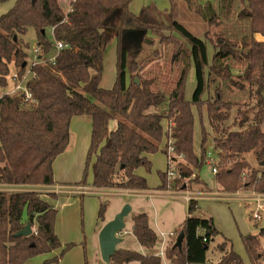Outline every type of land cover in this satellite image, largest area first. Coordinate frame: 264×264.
<instances>
[{"label": "trees", "instance_id": "16d2710c", "mask_svg": "<svg viewBox=\"0 0 264 264\" xmlns=\"http://www.w3.org/2000/svg\"><path fill=\"white\" fill-rule=\"evenodd\" d=\"M132 1L15 0L0 16V86H6L11 63L17 80L27 67L31 76L24 85L29 99L23 91L0 97V186H52V164L66 150L71 120L79 116L89 117L91 128L77 185L86 186L90 170L94 189L148 190L145 178L136 172H150L147 156L158 152L163 140L170 141L175 156H181L187 164L178 170L179 178H193L192 182L199 183L197 173L208 155L203 150L207 134L202 128L197 157L192 149L191 109L204 107L213 136L214 181L227 193L246 186L264 194V41L254 38H264V0H218L217 11L210 2L194 5L192 0H182L189 8L193 6L194 13L209 26L217 25L221 16L228 17L235 4L241 5L236 17L244 25L236 33L228 27L225 34H219L211 44V57L205 42L178 22L175 0H168L166 9L148 4L135 14L129 9ZM64 3L68 5L66 11ZM28 28L36 36L35 60L29 66L20 47ZM155 37L161 47L172 44L174 56L180 54L183 63L167 94L156 88L154 79L140 76L143 66L138 57L144 45H153ZM112 39L116 42V75L107 90L99 84L105 50ZM54 42L64 48L56 53ZM152 55L157 58L159 51ZM53 56L55 63L51 65ZM230 61L245 62L240 75H232ZM191 70L195 87L187 101L185 82ZM240 94L247 95V103L237 101ZM229 120L231 126L226 125ZM110 123H115L114 130H110ZM160 152L165 155L164 148ZM249 153L258 168L249 166L245 158ZM166 171L158 172V191L167 186ZM244 173L248 180L242 183ZM106 206L105 202L99 204V223H104ZM197 209V201L190 200L180 227L181 247L164 249L170 264H244L231 242L216 230L211 217L194 216ZM56 216L57 209L38 192L0 191V264H24L35 256L60 250L42 262L57 264L67 246L61 249L54 231ZM130 221L138 244L151 249L157 237L148 216L131 215ZM26 223L35 233L15 238L13 235ZM216 238H220L215 246L220 257L211 263L206 254ZM241 241L250 264H264V231L241 236ZM130 263L161 264V259L117 249L109 262Z\"/></svg>", "mask_w": 264, "mask_h": 264}, {"label": "rangeland", "instance_id": "374dc122", "mask_svg": "<svg viewBox=\"0 0 264 264\" xmlns=\"http://www.w3.org/2000/svg\"><path fill=\"white\" fill-rule=\"evenodd\" d=\"M14 1L15 0H8L0 2V16L5 14L12 7ZM175 2L178 7V22L191 34L205 42L209 57H211L213 53L211 44L216 40V37L219 34L226 32L228 27L231 29V32L236 33L239 31V26L244 25V23L237 20L236 17L237 9L241 7L240 4H235L231 8L230 15L228 17L223 19L221 16L217 25L209 26L194 13L193 6L189 8L182 0H175ZM192 2L194 5H203L205 2H210L216 11L218 10V0H192ZM157 3L158 4L155 6H157L160 10L166 9L169 6L168 1L166 0H157ZM63 8L65 11L67 10V3L63 4ZM165 34L167 35V33ZM46 35L49 39L51 38L48 30L46 31ZM149 37L148 39H150ZM21 40L22 44H20V47L26 54V62L29 66L30 63L35 60L34 48L36 44V36L34 30L32 28H28L26 35L21 37ZM153 41V45L143 46V50L138 57L139 62H141L143 66L140 76L144 79H154L156 82V88L167 94L174 87L181 71L183 65L181 55L177 54V56H174L175 52H173L172 44L161 47L158 45L156 37L153 38ZM115 50L116 42L112 39L105 50L102 77L99 84L102 89L108 90L112 88L115 81ZM154 51H159V56L157 58L152 55ZM228 64L233 76L240 75L245 68V62L243 61L240 63L230 61ZM9 69L10 73L6 77V86H0V97L3 94L12 95L20 92L17 87L19 85L18 81L14 80L13 75L16 74V69L13 67L12 63L9 65ZM30 77L31 76L28 73L27 67L25 74L20 80L21 88H24L26 81ZM194 87L195 82L193 72L191 70L187 73L186 77L184 90L185 100L189 101L191 99ZM225 96H227L226 93ZM246 96V94H240L237 101L239 103H247L248 99ZM202 98L204 100L205 95ZM191 111L194 121L192 137L193 153L197 157L200 155L201 130L204 128L207 135L203 143V150L212 156L213 136L208 126L205 109L204 107H201L200 109L192 107ZM231 122L232 121L229 120L226 125L231 126ZM163 123L164 128H166V123ZM69 132L70 141L68 149L70 153L73 147H75L74 144H76L79 140H82V136L79 134L80 129H74L73 126L70 128ZM165 144V140H163L160 150L162 148L165 149ZM160 150L151 157L150 172L145 173L143 169H139V172L145 175L147 185L151 189H155L160 184L158 172H165L167 169L166 156L162 154ZM78 155L77 160L73 165L74 168L67 176L71 182L77 179L80 180L83 173L82 171L84 170V168L77 166L81 163V159L83 163L85 155H81V153L79 157ZM245 158L251 168H258L252 153L247 154ZM215 160L211 157V165H202L199 170L200 182L195 183L192 182L193 178L186 180L178 178V170L187 164L181 156H175V160L169 165L175 170L174 178H171L169 181L166 179V188L164 190H159L158 193L155 192L156 194L162 195L160 197H145L142 195L134 197L129 196L132 194V191L129 192L120 189L104 190L98 193L91 186L92 176L90 170L88 171L86 186L91 188L90 192L92 193L85 195L72 196L63 194V196H60L61 193H53L42 186H30L24 188L0 186V191L8 193L21 190H32L38 192L43 199L47 200L60 197L59 200L53 202V205L57 209L54 231L61 243V249L67 246V250L64 252L57 264H104L100 257L97 235L101 227L105 224V220L113 219L123 202L131 206V214L135 215L144 213L148 216L150 228L154 231L157 237L155 245L151 248L152 251L149 252L152 255L159 256L161 264H170V262L165 258L164 249L175 245L177 236L181 232V226L178 229L177 227L183 222L187 211L186 201L184 199L183 201L179 198H172V196H188L190 199L196 200L198 209L194 213V216L200 218L212 217L217 230L225 235L229 241H231L233 250L239 254L244 264H250L241 241V236L245 234L258 235L261 229L264 231V203L262 204L263 211L259 213L260 220H254L253 215L255 213L256 206L255 202L252 201V195L254 194L253 189L246 188L245 186L244 188H239L235 192H224L218 184L212 180L213 174L211 172V168L213 167ZM61 177L63 178V175ZM247 180L248 174H242L241 182L243 183ZM172 181L175 182L172 183ZM176 182H179L183 189H179L180 187L177 186ZM75 186L79 185H74L73 187ZM146 194L151 195L150 192ZM101 202H105L107 204L104 214V223H99L97 221L98 207ZM128 219L130 218L126 219L127 228L131 223ZM254 222L257 223L255 227ZM32 229L33 231L35 230L34 228ZM171 233H174V235L168 236ZM160 234L164 235V238L161 237ZM119 237L123 238L122 247L127 248L129 251L144 254L149 250L141 247L132 233L128 235L125 234V232H121ZM219 241L220 238H216L214 239V242L210 243L206 254L208 262L216 263L218 261L220 253L215 246ZM117 249H122L119 244L116 247V250ZM59 252L60 250H57L50 254L35 256L26 261L24 264H42L44 260L52 258L54 255L59 254Z\"/></svg>", "mask_w": 264, "mask_h": 264}, {"label": "crops", "instance_id": "0c3cea01", "mask_svg": "<svg viewBox=\"0 0 264 264\" xmlns=\"http://www.w3.org/2000/svg\"><path fill=\"white\" fill-rule=\"evenodd\" d=\"M166 1H168V0H166ZM148 4H154V5H157L158 3H157V0H133L132 2H131V4L129 5V9H130V11L132 12V13H138L139 12V10L143 7V6H145V5H148ZM168 4H169V2H168ZM157 7V6H156ZM169 7V6H168ZM159 9V8H158ZM254 38H255V40L256 41H264V38L263 37H261V36H259V35H255L254 36ZM164 125V124H163ZM74 127V129H77L78 130V128L80 129V133L79 134H81V136H82V140H79L76 144H74V146L75 147H73V149H72V151L69 153V149H68V146H69V142H68V146H67V148H66V150L62 153V154H60L59 156H57L56 157V159L54 160V162H53V164H52V171H53V185L52 186H42V187H44V188H46V189H48L49 191H51V190H53L54 189V187H61V186H64V187H73L74 185H77V183H79V181L81 180H75V181H73V182H71V180L67 177L69 174H70V172L72 171V169L74 168V164H75V162H76V160H77V155H78V152H79V155H80V153H81V155H85V157H86V153H87V150H88V148H89V144H90V126H91V123H90V118L89 117H87V116H79V117H73L72 118V120H71V123H70V126H69V131H70V128L71 127ZM109 128H110V130H114L115 129V123H110V125H109ZM69 141H70V132H69ZM79 155H78V157H79ZM85 157H84V160H83V163H82V159H81V163L80 164H78V166L77 167H82V168H84L83 167V164H85ZM151 157H152V155H148L147 156V158L149 159V161L151 162ZM83 172V171H82ZM145 172V171H144ZM139 176H141V177H143V178H145V175H143V174H141L140 172H139V170H137V172H136ZM146 173V172H145ZM63 175V178L61 177ZM198 175H199V173H198ZM145 180H146V178H145ZM212 180L214 181V179H213V175H212ZM92 181V180H91ZM160 185V184H159ZM158 185V186H159ZM148 186V185H147ZM158 186L155 188V189H151L149 186H148V190H145V191H138V192H131V191H129V192H131L132 194L131 195H129V196H139V195H142V196H145V197H151V196H158V197H160V196H162V195H160V194H156V193H158V190H157V188H158ZM94 189V188H93ZM95 191H97L98 193H100V191H104V190H97V189H94ZM106 190H113V189H106ZM105 190V191H106ZM115 191V190H114ZM148 192H150L151 193V195H148V194H146V193H148ZM156 192V193H155ZM63 194H65V193H61L60 194V196H63ZM67 195H72V196H75V195H73V194H67ZM77 196V195H76ZM121 196H124V195H121ZM172 196V195H171ZM79 197H81V196H79ZM60 198V197H59ZM59 198L58 197H56V198H53L52 200H47V199H43V200H45L46 202H48V203H50L52 206H54L53 205V202L54 201H57V200H59ZM172 198H179V199H181V200H183L184 199V197H176V196H172ZM184 201V200H183ZM186 201V200H185ZM186 203L188 204V202L186 201ZM241 203V202H240ZM242 204V203H241ZM123 205H125V203L123 202L121 205H120V207H119V209L117 210V212H116V214L121 210V208L123 207ZM243 205V204H242ZM244 206V205H243ZM55 207V206H54ZM130 208H131V206H130ZM132 213V209H131V211H130V213H129V215L124 219V223H125V228H124V231L123 232H125V234H130V233H132L131 232V230H132V223H130V226H128V228H127V226H126V219L127 218H130V216L131 215H134V214H131ZM135 215H137V214H135ZM186 216H187V211H186ZM186 216H185V218H184V220L186 219ZM212 218V217H211ZM128 220H130V219H128ZM184 220H183V222H184ZM212 220H213V218H212ZM107 221H110V220H105V223L107 222ZM131 222V221H130ZM182 222V223H183ZM181 223V224H182ZM213 223H214V226H215V222H214V220H213ZM181 224H179L178 225V227H177V229L181 226ZM256 224L257 223H255L254 222V227L256 226ZM150 226V225H149ZM215 228H216V226H215ZM216 230H217V228H216ZM176 231V230H175ZM218 231V230H217ZM260 231H262V229L260 230ZM224 238H226V236L225 235H223L220 231H218ZM57 235V234H56ZM245 235H251V234H245ZM257 235V234H256ZM244 236V235H243ZM227 239V238H226ZM227 240H229V239H227ZM231 242V241H230ZM122 244H123V238H121V243L119 244L120 246H121V248L123 249V250H127V248H124V247H122ZM149 251H152L151 249H149L146 253H144L143 255H152V254H150V252ZM235 252V251H234ZM148 253V254H147ZM236 253V252H235ZM236 254H238V253H236ZM239 255V254H238ZM54 256H56V255H54ZM131 264V263H130Z\"/></svg>", "mask_w": 264, "mask_h": 264}, {"label": "water", "instance_id": "95a60500", "mask_svg": "<svg viewBox=\"0 0 264 264\" xmlns=\"http://www.w3.org/2000/svg\"><path fill=\"white\" fill-rule=\"evenodd\" d=\"M135 82H137L135 80ZM131 208L128 204L123 205L121 210L111 219L107 221L99 230L97 239L101 260L104 264H109L110 258L116 252V247L121 243L119 234L124 231L125 223L124 219L129 215ZM32 234V228L30 223H26L25 226L15 233L13 236L17 237H28ZM183 240V233L180 232L177 236L175 246L181 247Z\"/></svg>", "mask_w": 264, "mask_h": 264}, {"label": "built area", "instance_id": "2783aa9c", "mask_svg": "<svg viewBox=\"0 0 264 264\" xmlns=\"http://www.w3.org/2000/svg\"><path fill=\"white\" fill-rule=\"evenodd\" d=\"M64 48V46H62V44L58 43V42H54V50L55 52H59L60 50H62ZM36 52V50H34V53ZM56 56V55H55ZM55 56L51 57L49 59V62L51 65H54L55 63ZM14 76V80H17V77H16V74L13 75ZM18 81V89L19 91H23L26 95V98L29 99L30 98V95L24 90V88H21L20 87V80H17ZM165 131L168 132L167 130V126H166V129ZM165 156H166V159H167V171H166V177H167V180L169 181L171 178H174V175H175V170L173 167H170L169 165L175 160V154H174V150H173V147L171 145V142L170 141H167L165 140ZM211 154L208 153L207 155V160H206V164H209L211 165L212 164V161H211ZM211 172L212 174L214 175L216 170L214 167L211 168ZM178 178H179V174H177ZM173 180V179H172ZM169 187V186H168ZM170 189V188H169ZM91 191V188H88L87 186H75V187H64V186H61V187H54L53 190H51V192L53 193H65V194H73V195H85V194H89V193H92L90 192ZM252 201L255 202V213H254V220H260V215L259 213L261 211H263V203H264V194H259V193H255L252 195ZM184 200H186L187 202L192 200L190 199L188 196L184 197ZM32 232L35 233V230L33 231L32 229ZM161 237L164 238V235L160 234ZM174 233H171L169 234L168 236H173ZM205 241V240H204Z\"/></svg>", "mask_w": 264, "mask_h": 264}]
</instances>
